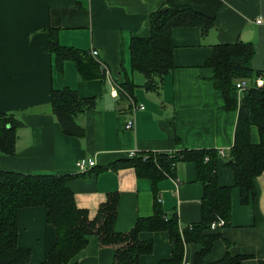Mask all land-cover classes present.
Wrapping results in <instances>:
<instances>
[{
  "label": "crops",
  "instance_id": "obj_1",
  "mask_svg": "<svg viewBox=\"0 0 264 264\" xmlns=\"http://www.w3.org/2000/svg\"><path fill=\"white\" fill-rule=\"evenodd\" d=\"M162 3L188 4L213 18L207 35L196 26L175 27L171 72L165 74L157 91L143 87L144 77L131 72L136 84L132 95L121 94L122 67L129 71V38L149 34V14ZM260 19V23L256 20ZM49 29L64 46L98 50V59L110 70V80L81 79L71 60L62 69L54 64L49 50ZM254 43L251 67L264 73V0H0V112H14L24 123L17 131L14 154H0V169L23 173L75 174L69 185L76 205L96 215L107 193L119 194L115 229L124 232L135 219L152 213L154 194L148 178L135 168H111L116 160L129 158L130 151H178L189 148H224L233 143L237 111L225 110L221 93L211 82L212 70L204 65L215 43ZM93 57V56H92ZM68 86L80 97L95 96L93 110L78 117L85 136L62 132L51 111L53 88ZM115 86L117 94L111 89ZM237 96V92H236ZM143 109H138L139 105ZM133 127L126 128L127 120ZM250 139L258 142L256 127ZM92 158L95 166L78 174L76 161ZM173 178L178 179L174 193ZM232 172L218 166L219 183L234 185ZM256 196L249 204L240 202L239 189H231L229 224L204 257L215 262L226 250L248 254L240 264H264V169L255 177ZM203 185L196 178L193 162L176 164L173 176L157 184V197L166 213L177 210L181 226L200 219ZM18 244L31 250L24 264H40L55 242V228L47 221V209L29 206L17 213ZM142 240H152L151 253L139 264H158L171 256L172 245L165 231H142ZM73 264H110L113 246H100L96 235ZM199 244L185 247L184 258L193 263Z\"/></svg>",
  "mask_w": 264,
  "mask_h": 264
},
{
  "label": "trees",
  "instance_id": "obj_2",
  "mask_svg": "<svg viewBox=\"0 0 264 264\" xmlns=\"http://www.w3.org/2000/svg\"><path fill=\"white\" fill-rule=\"evenodd\" d=\"M149 34L130 37L127 44L129 71L122 67L123 81L118 84L121 94L132 95L136 84L131 72L144 77L146 90L157 91L162 77L174 69V44L172 30L175 27L196 26L201 36L212 28L213 18L188 4L162 3L149 14ZM50 46L55 67L62 69L63 62L71 60L78 76L83 80L103 78L97 61L85 49L64 46L58 42L57 33L49 29ZM254 43L236 41L215 43L204 65L212 70L211 82L223 98V108L237 111L233 143L224 156L217 148H189L178 151H137L134 157L116 160L111 168L132 166L137 175L151 182L154 194L152 213L139 216L131 228L124 232L115 229L119 194L109 192L98 206L93 218L85 208L76 205L70 181L75 174L23 173L0 169V264H24L30 260L31 250L18 244L17 213L29 206L47 209V221L55 228V242L47 258L40 264H73L74 258L88 243L89 235H96L100 246H113L110 264H139L140 256L151 253L152 240H142V231H165L172 245L171 256L158 264H181L187 244H199L192 264H240L251 258L248 254H231L229 243L215 262L206 263L204 257L213 243L222 236L220 229H211V222L218 218L229 224L231 216V189H239L240 202L247 205L256 196L255 177L264 169V84L249 87L237 100L235 80L254 79L264 73L251 67ZM98 98L80 97L68 86L53 88L51 111L68 136L83 138L85 127L78 117L93 110ZM14 112H0V154H14L17 131L24 125ZM255 126L258 142L250 139V129ZM145 157V158H144ZM179 162H193L196 178L203 185L200 199V219L181 226L177 210L166 213L158 200L157 184L165 176H173ZM222 164L233 175L234 185L219 183L218 166ZM93 168V167H92ZM90 168V169H92ZM89 169V170H90ZM88 171V170H87ZM86 171V172H87ZM82 174L85 172H77ZM224 226V227H225Z\"/></svg>",
  "mask_w": 264,
  "mask_h": 264
},
{
  "label": "built area",
  "instance_id": "obj_3",
  "mask_svg": "<svg viewBox=\"0 0 264 264\" xmlns=\"http://www.w3.org/2000/svg\"><path fill=\"white\" fill-rule=\"evenodd\" d=\"M257 23H260V19L256 20ZM90 54L93 56V58L97 61L98 65H99V70L100 73L103 74V78L110 80V70L108 68V66L106 65V63H104L103 60L98 59V50L97 49H92L90 51ZM264 84V77L263 76H258L254 79H250V78H241L238 80H235V90L237 92V100L241 99V94H243V92L248 89L249 87H261ZM111 93L113 95L117 94V88L115 86H113V88L111 89ZM144 106L143 105H139L138 109H143ZM133 127V120L129 119L126 122V128L130 129ZM137 151H130L127 155L128 157H134L136 155ZM220 156H224L226 154V149L224 148H220L218 149V151ZM145 158V157H144ZM95 166V160L92 158H81L78 159L76 161V169L77 172H86L87 170H89L90 168ZM173 182H174V189L173 192L174 193H178V187H179V181L176 178H173ZM159 200V199H158ZM160 201V200H159ZM226 224L225 219L223 218H218L217 220L211 222L210 224V228L211 229H217V228H222L224 227ZM181 264H192L191 262H189L186 259H183Z\"/></svg>",
  "mask_w": 264,
  "mask_h": 264
},
{
  "label": "rangeland",
  "instance_id": "obj_4",
  "mask_svg": "<svg viewBox=\"0 0 264 264\" xmlns=\"http://www.w3.org/2000/svg\"><path fill=\"white\" fill-rule=\"evenodd\" d=\"M91 55V54H90ZM92 56V55H91ZM142 75V74H141ZM254 127V126H253Z\"/></svg>",
  "mask_w": 264,
  "mask_h": 264
}]
</instances>
